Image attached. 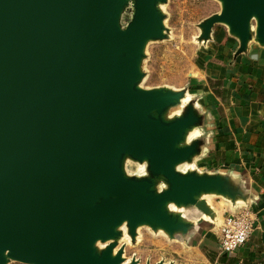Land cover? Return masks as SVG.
I'll return each mask as SVG.
<instances>
[{
	"label": "water",
	"instance_id": "1",
	"mask_svg": "<svg viewBox=\"0 0 264 264\" xmlns=\"http://www.w3.org/2000/svg\"><path fill=\"white\" fill-rule=\"evenodd\" d=\"M167 1L0 0V264H123V226L131 241L148 227L187 243L223 225L203 217V195L237 203L229 213L257 202L232 171L177 170L209 145L191 95L166 118L185 89L140 86L146 46L169 37ZM215 1L198 44L223 25L235 55L264 49V0ZM127 162L143 171L128 175Z\"/></svg>",
	"mask_w": 264,
	"mask_h": 264
},
{
	"label": "rangeland",
	"instance_id": "2",
	"mask_svg": "<svg viewBox=\"0 0 264 264\" xmlns=\"http://www.w3.org/2000/svg\"><path fill=\"white\" fill-rule=\"evenodd\" d=\"M160 9L164 11L166 16L165 26L169 31V37L166 40L150 42L146 46L145 57L142 61L144 77L140 86L144 89H185L188 94L183 97V102L176 108L179 114L181 108L187 104L191 96L193 101L199 106V112L203 118L201 125L202 140L206 141L209 146L196 159V163L193 165L182 164L180 166L181 173H186L195 167L202 172H230L232 170L228 167H222L219 164L209 166V161H206L213 153V136L222 127L221 123L215 124L214 121L217 110L216 104L217 102H222L223 104L229 102L233 92L231 89L235 88V83L241 80L240 72L244 74L246 71L245 66H236L239 58L248 56L252 47L264 49L251 43L245 54L235 55L238 42L228 34L226 27L223 25H214L210 39L205 44H198L195 39L200 33L198 25L204 19L218 13L220 10V6L215 0H168L166 5L160 6ZM130 16L131 10L128 8L122 14L120 21L122 26L127 24ZM220 30H223L225 37L236 43V45L230 44V48L229 46L226 48L227 54L223 55V59L220 55L218 56L219 59L211 58L208 55V49L212 47L216 50V48L220 47L216 38ZM216 66H222L226 70L225 74L227 72V76L231 75V77H226L225 79H228L223 80L229 88H226L222 81V86H214V89L220 92L221 95L219 98L216 95L215 98H212L208 90L205 89V83L210 86L206 77L211 69ZM199 134L200 132L197 129L190 130L186 143L198 137ZM125 170L128 175L139 174L143 171V166L139 167L137 164L127 162ZM158 187H163L160 181H158ZM210 201L213 207L220 212L221 221L222 216L235 214L244 209L229 213L221 198L213 197ZM212 227H209V229ZM122 230L124 236L119 246H123V257L127 260L126 262L135 259L138 264H156L158 262L163 264H211L206 258L205 252L213 250L208 246L205 247L203 242H199L201 236L195 237V244L193 245L191 241L184 243L180 240H169L161 232L155 233L148 227H140L137 230L136 239L131 241L124 233V226ZM103 246L99 245V248H103ZM126 262L123 264H126ZM8 264L22 263L9 262Z\"/></svg>",
	"mask_w": 264,
	"mask_h": 264
},
{
	"label": "crops",
	"instance_id": "3",
	"mask_svg": "<svg viewBox=\"0 0 264 264\" xmlns=\"http://www.w3.org/2000/svg\"><path fill=\"white\" fill-rule=\"evenodd\" d=\"M216 38L220 47L216 50L210 47L208 55L216 59H219L220 55L223 59V55L227 54L226 48L236 43L228 40L223 30L217 33ZM237 65L245 66L246 71L244 74L240 72L241 80L235 83V88L231 89L233 92L229 102L224 104L217 102L216 104L214 121L215 124L221 123L222 127L213 136V153L207 160L213 164L228 167L235 174L242 175L257 190V202L250 207L254 214L253 232L241 248L228 255L219 252V228L209 229L211 227L209 224L202 225L200 232L195 233L190 241L194 245L195 237L201 236L200 243L203 242L205 247H210L217 257L225 259V263L222 264H264V176L259 171V167L264 171V50L252 47L248 56L239 58ZM225 71L222 66H216L207 75L206 78L212 81L210 86L205 83V89L211 94L210 97L217 96L214 94L216 82H223L228 79H225L226 77H231V75L227 76ZM223 85L229 88L225 82ZM176 115L178 112L172 110L167 118ZM217 138L225 139L218 141ZM253 176L258 177L262 185L255 182ZM203 198L209 200L210 197L203 196ZM236 204L223 200V205L227 206V210ZM240 206L242 203L236 207ZM167 208L175 215H180L182 210L173 204H169ZM214 211L215 218L205 219L219 224L220 212L216 208Z\"/></svg>",
	"mask_w": 264,
	"mask_h": 264
},
{
	"label": "built area",
	"instance_id": "4",
	"mask_svg": "<svg viewBox=\"0 0 264 264\" xmlns=\"http://www.w3.org/2000/svg\"><path fill=\"white\" fill-rule=\"evenodd\" d=\"M254 214L250 209H242L238 213L223 217V225L219 228L218 248L220 254H232L241 248L253 232Z\"/></svg>",
	"mask_w": 264,
	"mask_h": 264
},
{
	"label": "trees",
	"instance_id": "5",
	"mask_svg": "<svg viewBox=\"0 0 264 264\" xmlns=\"http://www.w3.org/2000/svg\"><path fill=\"white\" fill-rule=\"evenodd\" d=\"M208 82H209V84L211 85V83H212V81H210V80H208ZM221 82H216V85H221L220 84ZM214 93L217 95V96H220L221 95V93L220 92H218V91H214ZM221 139H225V138H217V140L218 141H221ZM263 145H264V143H263ZM207 161H209L208 162V164H209V166H211L212 164H213V162H211L210 160H207ZM214 165V164H213ZM259 171L262 173V175L264 176V171L263 170H261V167H259ZM253 180L255 181V182H257V183H259L260 185H262V183L259 181V178L258 177H256V176H253ZM205 256H206V258L209 260V262L211 263V264H222V263H225V259L224 258H222V257H217V254L216 253H214V252H212V251H206L205 252Z\"/></svg>",
	"mask_w": 264,
	"mask_h": 264
},
{
	"label": "bare ground",
	"instance_id": "6",
	"mask_svg": "<svg viewBox=\"0 0 264 264\" xmlns=\"http://www.w3.org/2000/svg\"><path fill=\"white\" fill-rule=\"evenodd\" d=\"M183 101L181 100L180 101V105H181V103H182ZM171 110H173V109H171ZM171 110H169V112L167 113V116L169 115V113L171 112ZM175 110V109H174ZM173 110V111H174ZM178 115H179V113H178ZM167 118V117H166ZM190 131H188L187 132V135H188V133H189ZM187 135H186V138H187ZM186 138H185V143H186ZM181 165H179V166H177L178 167V171L180 172V167ZM183 172V171H182ZM203 196H209L210 198H209V200H207V199H204L206 202H207V205L209 206V208L211 209V211H212V217L210 216H207V215H205V216H203L204 218H209V219H213V218H215V211H214V208L212 207V205L210 204V199L213 197L212 195H203ZM224 199L226 200V201H229V202H231V203H233V201H231L230 199H228V198H225L224 197ZM182 211V210H181Z\"/></svg>",
	"mask_w": 264,
	"mask_h": 264
}]
</instances>
